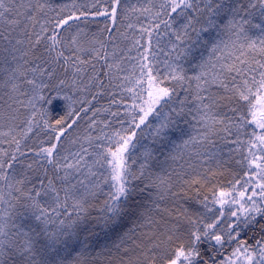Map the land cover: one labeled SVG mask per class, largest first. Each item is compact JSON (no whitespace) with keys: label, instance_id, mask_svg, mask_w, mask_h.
<instances>
[{"label":"snow or ice","instance_id":"1","mask_svg":"<svg viewBox=\"0 0 264 264\" xmlns=\"http://www.w3.org/2000/svg\"><path fill=\"white\" fill-rule=\"evenodd\" d=\"M0 264H264V0H0Z\"/></svg>","mask_w":264,"mask_h":264},{"label":"trees","instance_id":"2","mask_svg":"<svg viewBox=\"0 0 264 264\" xmlns=\"http://www.w3.org/2000/svg\"><path fill=\"white\" fill-rule=\"evenodd\" d=\"M56 114L51 115V117L53 119L57 118ZM59 115H61V114H59ZM238 168H239V166L235 164V161H233L231 164L227 165L226 166V169L224 170L223 176L220 177V181L223 184L227 185V182L232 179V177L231 176H228V174L231 173V175H233V173L236 172L238 170ZM192 207H197V205H195L193 203L192 204ZM126 226L127 225H125V227ZM96 231L99 232V229H97ZM114 238H115L114 237V234L109 233V234L106 235L105 233L100 232L99 236L92 237L91 238V241H92V243L94 245L98 246V245H101V244H104V243H108L111 239H114Z\"/></svg>","mask_w":264,"mask_h":264},{"label":"rangeland","instance_id":"3","mask_svg":"<svg viewBox=\"0 0 264 264\" xmlns=\"http://www.w3.org/2000/svg\"><path fill=\"white\" fill-rule=\"evenodd\" d=\"M54 2L55 3H64V2H67V0H55ZM95 30H96V25H95V23H93V25H92V31H95ZM129 34L130 35L132 34V31L131 30H130V33ZM100 103H105V101L102 99L100 101ZM94 105H95V102H94ZM96 106H98V105H96ZM47 107H48V110H49L50 115H53V114H56L57 113L56 114L57 117L60 116L59 114L63 115V112L65 111L64 101L62 99H60V98L53 99L51 101V103L47 105ZM82 126H83V120H81V122L78 125V127L79 128H82ZM41 138H43V134H41ZM228 176H231L232 177L231 173L228 174Z\"/></svg>","mask_w":264,"mask_h":264}]
</instances>
